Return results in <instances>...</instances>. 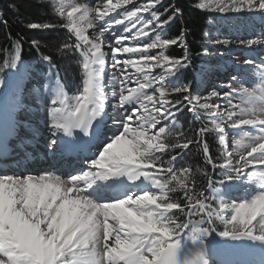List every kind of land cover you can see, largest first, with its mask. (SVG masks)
I'll list each match as a JSON object with an SVG mask.
<instances>
[{"label":"snow or ice","instance_id":"obj_1","mask_svg":"<svg viewBox=\"0 0 264 264\" xmlns=\"http://www.w3.org/2000/svg\"><path fill=\"white\" fill-rule=\"evenodd\" d=\"M36 4L61 23L30 21L27 31L63 30L70 42L54 56L36 38L13 36L0 13V29H8L6 47L0 45V264H264V59L244 58L223 88L201 91L219 65L203 60L193 68L183 24L165 37L184 20L177 3ZM10 8L19 11L16 4ZM188 10L264 14V0H195ZM215 19L209 18L210 28ZM208 42L232 44L219 37ZM238 43L264 47V37ZM170 47L181 53L167 54ZM68 54H78L81 74L71 96L55 59ZM195 55L210 52L205 47ZM190 69L192 78L177 83ZM185 111L190 123L199 122L191 136L178 121ZM40 120L45 157L56 164L39 172L10 171L33 158ZM230 135L238 138L230 143ZM209 137L218 148L215 156ZM193 148L212 170L203 172L207 184L200 190L192 170L176 166ZM249 184L258 192L235 200L233 192ZM171 193L182 195L172 199ZM253 245L262 253L258 262L227 256L229 249Z\"/></svg>","mask_w":264,"mask_h":264},{"label":"trees","instance_id":"obj_2","mask_svg":"<svg viewBox=\"0 0 264 264\" xmlns=\"http://www.w3.org/2000/svg\"><path fill=\"white\" fill-rule=\"evenodd\" d=\"M166 2H174L185 9V16L183 21H178L176 25L171 26L165 32V37L171 36L176 33L178 27L183 24L188 29V43L190 48L193 50V68L198 66H203L202 61L205 57H199L195 55L196 51H200L203 48H208V37H204L205 31H210L209 18L212 16L209 13H200L196 11H189V6L195 2V0H166ZM11 4H16L19 11L10 8ZM0 13L3 17L9 21L11 32L13 36L17 34L24 35L27 39L36 38L42 42L46 43L47 47L44 48L46 52L53 53L55 56V49L62 45L66 40H68V34L63 30L46 31V32H29L27 31L26 23L30 21L35 22H53L61 23V21L50 14L47 9L37 6L36 0H0ZM8 29H0V45H5L4 33ZM70 42V40H68ZM181 50L179 48L168 49L167 54L169 55H179ZM24 55L26 58L33 56V52L25 45ZM56 63L59 66V77L65 85L66 94L71 96L76 92L81 83L80 74V62L78 54H68L65 56H56ZM76 63V64H75ZM192 78V69L188 70L185 77H181L179 83L187 82ZM174 98V97H173ZM183 112L180 115V123L183 125L184 131L191 136L194 133L196 127H199L197 122L190 123L192 119L189 116L184 117ZM185 118V119H184ZM192 124V125H191ZM191 129V130H189ZM210 143L213 144L212 151L214 156L218 153V148L214 146V142L209 137ZM183 166L189 167L192 170V180L195 181V187L197 190L201 188H206L207 177L203 175V172L207 170L209 173L212 172L210 166H206L203 163L202 155L198 153L195 148L191 152L187 153L184 159L181 160ZM177 167H181L179 164ZM219 173V169L216 170ZM181 193H171L172 199H178L181 197Z\"/></svg>","mask_w":264,"mask_h":264},{"label":"rangeland","instance_id":"obj_3","mask_svg":"<svg viewBox=\"0 0 264 264\" xmlns=\"http://www.w3.org/2000/svg\"><path fill=\"white\" fill-rule=\"evenodd\" d=\"M78 2L87 3L90 6H94L96 0H78ZM211 15L215 16L216 19L212 22V26H211L212 36L209 39H216L217 37L228 38L232 41V44H230L228 47H224L209 43L210 55L208 57H205V59L211 62L212 64L219 65V71L213 73L211 76L207 78V81L201 85L200 88L201 91H203L204 87H207L209 85H215L219 88H223L224 82L229 79L230 74L234 73L235 65L240 61H242L244 58H252L255 60L264 59V47L254 46L252 49H249L238 43L240 40H246L248 38L264 37V14H261L259 12H252V13L242 12L239 14L224 13V14H211ZM92 31H93L92 29H89L88 34L91 35ZM220 53H222L223 55H220ZM111 71L112 70L110 68L106 70L105 82H107V80L110 79ZM156 71H159V69H157ZM242 79L245 82H248L250 80V76L248 74H243ZM177 83H179V81H177ZM106 90L110 92V89H106ZM54 91H55V82L53 80L50 85V94H54ZM112 103L113 100L109 96L108 105L106 109L109 112L111 111ZM182 116L183 115H181V117ZM186 116H189L192 119L191 115L188 114L187 111L184 114V117ZM29 119L32 121L33 124L36 123L35 117H30ZM178 121L180 123V116L178 117ZM197 123L199 124V122ZM43 124L44 121L40 120L39 127L41 128V134H39L35 138V140L47 134L46 130L43 128ZM108 127L111 128L110 121ZM244 128L246 131L251 132L252 134H256L255 129H252L249 126H244ZM229 131L231 132L232 130ZM24 135L28 136L29 132L26 131ZM235 138L238 137L235 135H230L229 138L230 143ZM231 147L234 148V144H232ZM178 164L180 166H183L181 160L177 162V165ZM258 190L259 189L257 187H251L250 184L242 185L239 189L233 192L232 196L235 200L240 201L245 197H250L253 193L258 192ZM153 191L155 190L153 189ZM236 243L247 244L248 242H236ZM261 255L262 253L258 245H253L248 247H236L233 249H229L227 251V256L229 259L235 261H241V262L244 261L258 262L261 258ZM216 258L217 257L215 256L212 257V259H216Z\"/></svg>","mask_w":264,"mask_h":264},{"label":"bare ground","instance_id":"obj_4","mask_svg":"<svg viewBox=\"0 0 264 264\" xmlns=\"http://www.w3.org/2000/svg\"><path fill=\"white\" fill-rule=\"evenodd\" d=\"M211 31V28H210ZM166 32V31H165ZM212 32V31H211ZM209 38H207V41ZM209 46V42L207 43ZM46 136L47 134L42 137H39L36 142L33 144V147L30 152V156L33 157L29 159L26 162H23L21 167L17 169L15 166H13L10 171H14L17 173L20 172H25V171H32L31 168L33 169L32 172H39L43 169H47L51 167L52 165L56 164V161L52 160L50 157L46 158L45 157V151H46ZM47 163V164H45ZM68 165L67 163H64V168H67Z\"/></svg>","mask_w":264,"mask_h":264}]
</instances>
